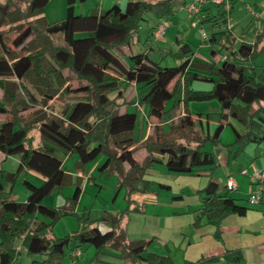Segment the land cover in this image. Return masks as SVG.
I'll return each mask as SVG.
<instances>
[{"label":"trees","instance_id":"obj_1","mask_svg":"<svg viewBox=\"0 0 264 264\" xmlns=\"http://www.w3.org/2000/svg\"><path fill=\"white\" fill-rule=\"evenodd\" d=\"M47 1H0V47L9 61L7 66L0 57V114L9 116L0 121V152L5 156L18 155L16 169L0 174V264H13L20 249L26 256H38L32 264H61L65 248L80 250L83 247H93L90 264H97L96 255L112 239L120 244L121 254L132 262L143 259L152 264H167L166 257L152 253L141 256L147 242L128 245L122 233H116L127 206L116 213L104 231L82 214L76 215L79 220L76 230L55 237L51 235V226L62 213L56 207L42 204L41 200L62 182L64 157L73 154L79 164H85L93 146L104 156L98 171L117 176L119 184L126 189L128 203L129 192L146 189L148 183L141 180V175L154 162L163 164L173 174L215 168L217 160L213 152L205 149V144L217 143L228 118L244 128L242 133L234 131L235 155L241 154L250 143L264 144V67L255 76L248 74L247 70L253 69L246 64L261 51L258 44L264 33L256 34L252 43L241 41L233 48L225 31L212 30L205 40L209 54L215 56L220 48L227 52L217 66L207 67L195 61L187 42H177L174 56L182 61L176 65L159 66L147 58L145 51H138L130 54L129 64L124 66L113 50L137 41V23L145 13L152 12L156 17L169 15L175 0H126L123 7L113 4L85 14H76L74 0H65L63 19L53 23H47L41 15ZM223 4L224 0L214 5L221 9ZM201 6L200 13L205 11L206 14L200 16V24L208 21L212 27H217L219 21L226 22L223 10L213 16L209 6L204 9ZM76 33L84 35L76 36ZM214 43L219 46L217 50L212 47ZM63 69L72 72L77 79V85L69 91L84 93V99L62 108L59 116H38L34 112L23 117L26 105L21 95H25L31 105L40 104L37 94L46 99L53 97L63 80ZM96 69L100 71L99 78ZM11 74L16 80L9 78ZM197 78L211 81V87L190 89V81ZM129 83L139 88L136 103L142 107L145 120L150 124L148 133L139 143L145 150L140 163L131 155L136 114L126 110L118 112L120 104L129 102L122 98V86ZM188 100L217 102V120L212 132L199 131L196 124L200 113L187 110ZM179 104L185 111L172 119ZM123 164H127L126 171ZM22 170L35 173L40 181L28 187L25 199L18 202L10 193L15 177ZM198 193L202 194L201 207L193 216L194 226L203 220L217 228L226 214H242L246 209L242 199L233 197L225 186L216 190L210 180ZM260 202H264L262 195Z\"/></svg>","mask_w":264,"mask_h":264},{"label":"crops","instance_id":"obj_2","mask_svg":"<svg viewBox=\"0 0 264 264\" xmlns=\"http://www.w3.org/2000/svg\"><path fill=\"white\" fill-rule=\"evenodd\" d=\"M189 1L182 0L181 5L184 7ZM125 2L126 0H74L73 10L76 14H85L92 10H104L113 4L121 7L124 6ZM209 2L211 1L206 0L201 8H206ZM184 11L187 13L186 10ZM64 12L65 0H48L41 15L47 23H53L63 19ZM205 14L206 12L202 11L203 17ZM126 45V49L129 50V44ZM0 52L3 54L1 47ZM0 57H3L6 65L9 66V61L5 56ZM12 76L16 80V77ZM137 106L141 109L138 104ZM187 110L189 111L188 107ZM184 111L182 104H179L172 119L182 115ZM194 113L201 115V112ZM142 114L139 127L134 129L132 133L135 142L131 149L136 145L139 146L138 149L131 152L137 163L138 160L134 154L136 151L142 150L139 143L145 138L150 127V124L145 120L143 111ZM213 122L212 124L216 123V121ZM209 123L211 122L207 119L204 122L200 116L196 125L203 134H209ZM225 130H227V138L222 136ZM234 131L242 133L244 128L236 120L228 118L218 134L217 143L209 149L217 160L215 168L205 167L191 174H173L168 172L163 164L159 163L157 166L153 163L145 168L141 175V180L148 183L146 189L142 190L141 188L129 192L128 203L125 192L118 196L123 189L117 176L102 172L101 174L113 177L110 183H114L115 186L112 200L110 199L114 203H112V207L108 208L106 205L99 208L94 198L95 193L97 194L104 189L102 184L97 186V180L90 178V176L87 177L88 171L90 175L92 172L95 173L102 163L98 158L102 154L99 152L100 149L93 146L90 159L82 165L78 163L75 155H66L62 163L63 179L56 186L59 193H64L63 188L67 190L65 196L60 197L56 204V208L62 213L60 216L63 217L55 220L62 224L64 231L55 237L67 235L79 227V220L75 221L73 216H76L79 206H82L83 212L87 209L81 203L87 201L86 196L94 193L90 202L93 203L92 206L98 208L99 215L98 217L94 216L95 218L91 216V219L95 221L101 231L108 229L110 220L127 206V212L119 219L115 231L122 233L124 241L128 245H133L138 241L147 242L145 252L141 254L142 257L146 253H152L166 257L167 264H264V202L250 205L246 201L247 195L259 188L263 189L264 200V184L258 185L249 181V175L254 170L264 172V144L250 143L244 147L241 154L235 155L232 146ZM141 156L144 157L145 152H142ZM6 157L4 155L2 159ZM127 168V165L123 164V170H127ZM19 174L23 175L22 184L26 191L28 187L35 186L40 181V177L31 171L22 170ZM227 178L234 180L236 188L230 190V193L233 197L242 199L246 206L245 211L242 214H226L219 221L217 228L211 224H205L203 220L194 226L193 216L201 207L199 198L202 194H199L198 191L205 186L208 180L216 185V190H221L224 188ZM179 180L181 181L174 184L175 181ZM104 194L109 196L112 193L109 194V192L104 191ZM84 196L85 199H83ZM118 197H121L119 199L121 202L126 201L125 208H120V205L115 207ZM38 218L41 219V217ZM65 222H69V227ZM120 248V244L115 239L107 242L96 255L97 264H152L143 259L132 262L129 257L121 254ZM83 249L84 247L80 250L67 249L61 264H90L94 257V249L93 247ZM16 260L17 257L13 264Z\"/></svg>","mask_w":264,"mask_h":264},{"label":"rangeland","instance_id":"obj_3","mask_svg":"<svg viewBox=\"0 0 264 264\" xmlns=\"http://www.w3.org/2000/svg\"><path fill=\"white\" fill-rule=\"evenodd\" d=\"M182 0H175L171 4V13L169 15H163L160 17H156L152 12L145 13L137 23V28L135 31L137 41L133 43H129V50L126 49L127 45H121L118 48L113 50V54L119 59V61L124 65L127 66L129 64V56L138 51H145L147 58L152 62H156L159 66H173L178 64L182 61V59L174 56V53L177 51L178 45L177 42H187L192 51H193V59L200 64L206 65L209 67L210 65L217 66L220 63V59L224 56L227 52L225 49H221L215 53V56H211L209 54V47L207 46L206 39H202L199 35V30H202L206 34V38L210 35L212 30L216 31H225V35L230 37L231 45L233 48H236L238 44L243 41L247 43H252L255 39L256 34L263 32L264 33V0H224L223 7L217 9L212 2L208 3L210 8V13L213 16H217V11L225 14L226 22L222 23L219 21V26L212 27L208 21H204L201 24L198 23L196 28L190 27V21L192 18L184 11L185 8L181 5ZM123 7V5L121 6ZM159 22L164 25L163 34L155 39L151 33V27L154 23ZM225 26L229 27V30L225 29ZM76 36H82L84 33H76ZM57 42L60 41L59 38L56 39ZM212 47L217 50L218 44L214 43ZM262 47L261 51L254 56L250 61H247L246 64L251 66L253 71H248L250 75H257L261 68L264 67V36L261 39L260 43L258 44V48ZM3 54L0 52V56ZM2 66L0 64V72ZM97 74L96 77L99 78L100 71L96 69ZM61 77L63 80L59 83L58 89L55 91L54 96L51 98L44 97V95L37 94L38 99L40 100V104L31 105V102L25 98V95H21L23 98V103L26 105V110L22 112L21 115L23 117H28L30 113L36 112L38 116L43 115H52V116H59L60 111L62 108L71 105L77 99H84L85 94L83 93H71L69 91L70 88H73L77 85V79L74 77L73 73L67 69H63L61 71ZM10 79L14 77L12 74L9 76ZM84 82V81H83ZM212 85L211 81L203 80V79H192L190 81L189 88L190 89H209ZM139 88L137 85L133 83H129L126 86H122V98L124 101H129L125 105H121L118 107V112H122L126 110L127 112H134L136 114V122L134 129H137L140 119L142 118V107L141 109L138 108L136 103V97L139 93ZM112 94H109L111 97ZM117 102H121V98L117 100ZM169 104V102H168ZM187 107L191 113L194 112H201V117L203 121L207 119L210 126V132L213 131L215 124L213 121L217 120V110L218 104L215 100H188ZM9 118V116L5 114H0V121ZM233 119V118H231ZM235 124L236 122L233 121ZM206 125V124H204ZM226 131L223 132V138L226 137ZM33 135L35 136V131H32ZM138 145L134 146L132 150L138 149ZM211 148V144L207 142L205 144V149L209 150ZM141 151L135 152V158H137L138 163H140L143 159L141 156L142 152H145L143 148ZM4 155L0 153V174L4 172H12L14 171L17 161L18 155H8L5 159H2ZM100 162L103 161L104 156L101 154L98 157ZM159 166V163L154 162ZM127 165V164H125ZM156 169V168H155ZM145 170V169H144ZM126 171V170H125ZM144 172V171H143ZM114 174V173H111ZM143 174V173H142ZM97 180L96 185L102 184L101 186L104 188L99 193H90L87 197V201L85 203H81V205H85L87 209L82 211V206H79V211L76 213L77 216H95L98 217L99 212L98 208L92 206L93 203L90 202L91 198L94 195L99 208H103L104 205L108 207H112L111 197L114 193L115 186L114 183L111 184L110 180H113V177L107 174H101L100 172L96 171L95 173L92 172L90 175L89 171L87 173V177ZM115 176V175H114ZM116 177V176H115ZM22 174H18L11 187L10 196L18 202L24 200L26 196V189L22 184ZM116 179V178H115ZM175 181L174 184L180 182ZM114 182V181H113ZM123 191H121L118 196H121L122 193L126 191L125 187H121ZM66 188H63L64 193L58 192V187L53 188V190L46 196H44L41 200L42 204H46L49 206L56 207L58 200L60 197L65 196ZM104 191L109 192L111 195L104 194ZM167 191V190H165ZM168 192V191H167ZM85 199V196L83 197ZM111 199V200H110ZM117 198L115 202V207L120 205V208H125L126 201L121 202ZM114 206V205H113ZM124 210V209H123ZM63 217V216H62ZM59 216L57 219H61ZM76 217V216H75ZM73 219L77 221V217ZM94 217V218H95ZM69 227V222H65ZM59 221H55L54 224L51 226V235L56 236L57 234H61L64 231L63 226ZM16 246H18V242H16ZM17 248V247H16ZM86 247H84L85 249ZM18 249V248H17ZM83 249V250H84ZM67 253V249L65 248L64 254ZM38 256H26L24 251L20 249V252L17 254V260L14 264H32V260H37Z\"/></svg>","mask_w":264,"mask_h":264},{"label":"built area","instance_id":"obj_4","mask_svg":"<svg viewBox=\"0 0 264 264\" xmlns=\"http://www.w3.org/2000/svg\"><path fill=\"white\" fill-rule=\"evenodd\" d=\"M214 4L221 3L223 0H210ZM206 2V0H190L188 3L185 4L184 8L187 11L188 15L192 20L190 21V27L196 28L197 24L199 23V19L201 16L200 13V6ZM226 30H229L228 26H225ZM164 31V25L161 23H157L153 26L151 29V33L153 35V38L157 39L159 38ZM199 35L202 39H206V34L204 31L199 30ZM223 57V56H222ZM249 181L252 183H256L258 185L264 184V172L259 170H254L249 175ZM225 187L229 190H234L236 188V184L232 178H227L225 181ZM262 188H259L255 191L250 192L247 197L246 201L250 205H254L259 203V200L262 195ZM78 253V252H77Z\"/></svg>","mask_w":264,"mask_h":264}]
</instances>
